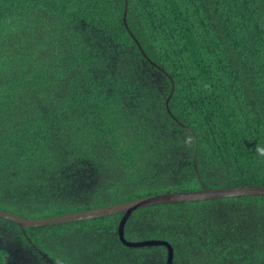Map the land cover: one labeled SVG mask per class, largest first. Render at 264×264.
<instances>
[{"label": "trees", "instance_id": "16d2710c", "mask_svg": "<svg viewBox=\"0 0 264 264\" xmlns=\"http://www.w3.org/2000/svg\"><path fill=\"white\" fill-rule=\"evenodd\" d=\"M125 3L0 0V208L39 218L161 192L264 185V0H128L126 22ZM78 21L133 49L164 77V111L190 141L186 156L172 161V168L167 162L165 172L156 171L157 163L144 170L137 134L131 141L120 134L113 98L93 76V49L74 29ZM52 23L58 33L37 34ZM70 30L72 62L64 64L67 70L61 66L62 71L53 72L47 61L50 39ZM75 107L87 110V119L70 115ZM107 160L115 169L109 182ZM232 202L264 205V196L136 209L125 236L168 240L175 251L173 264L181 252L198 255L196 264L240 263L237 257L242 248H253L254 234L250 225L233 221L227 212ZM123 215L24 230L0 221L15 225L45 264H52L46 255L56 264H127L146 247L167 250L163 245H125L118 233ZM199 216L203 227L196 221ZM206 223L221 236V246L214 234L203 235ZM70 237L80 244L76 249L66 241L60 245ZM80 249L88 261L78 263L74 253ZM4 254L0 252V264L6 263ZM57 255L66 262L60 263Z\"/></svg>", "mask_w": 264, "mask_h": 264}, {"label": "rangeland", "instance_id": "374dc122", "mask_svg": "<svg viewBox=\"0 0 264 264\" xmlns=\"http://www.w3.org/2000/svg\"><path fill=\"white\" fill-rule=\"evenodd\" d=\"M52 24V27H47L45 24L40 29L38 28L37 34L40 37L41 35L44 37L48 36L49 32L58 33V27L54 23ZM74 29L86 39L93 49V61L91 62L94 70L93 76L95 81L104 82L109 94L113 98L111 110L116 118V125L120 134L125 140L129 141L133 140L134 135L137 134L136 137L143 144L138 151V155L139 161L145 163L144 170L148 171L149 166L157 163L156 171L165 172L167 170H164V166L167 162L170 163L169 167L172 168V161H182L181 158L186 156L190 141L187 133L178 130L166 114V111H164V102L168 88L161 73L147 66L133 49L120 47L119 44L115 43L102 31H97L88 24L79 21L74 25ZM73 32L71 30L68 33L67 31H63V34H56V36L50 39L49 49L47 50V61L52 65L53 72L61 70V66L67 70V66L64 64L67 61L72 62L71 50L74 46H71L73 41L70 37L73 38ZM53 42L54 44L51 46ZM66 45H70V47L66 48ZM79 68L76 67L75 70L78 69L83 73L84 68ZM106 73L109 74L108 78L105 77ZM79 81L81 80L79 79ZM63 83L65 85L68 84L65 81L64 75ZM70 115H73L75 119L81 116H85L87 119L88 114L87 110L83 107H75L70 112ZM60 122L56 124L57 127L53 125L55 130L58 129ZM172 158L174 159L172 160ZM105 162V167L111 169H108L109 176L111 177V173L115 170L114 166L108 160ZM114 178L115 175L108 182ZM213 208L217 210V207L213 206ZM227 209V212L235 219L233 221H237L240 226L250 225L253 228L254 234L250 242L247 240V242L252 244L253 248L247 250L242 248L239 253L240 257H237L240 263L235 262L233 264H264V229L261 227L264 224V205H258L256 202H232L228 205ZM243 209L250 210V212ZM207 214L208 212L206 216L209 217ZM216 214L220 217L219 211ZM202 220H204L203 216L196 218V221H199L200 226L203 227ZM204 228L203 235L214 234V231L207 226V223ZM248 229L243 231H251V229ZM42 233L50 239L53 237L49 232L42 231ZM256 234H259V239L255 238ZM212 237L216 245H222L221 236L214 234ZM71 240V237L69 240L68 238L66 240L63 238V241H60V245L65 244L66 241V246L69 247L72 243ZM76 243H72L75 249L80 245ZM2 251L5 252V264H45L42 263L35 251L22 241L17 227L15 225H8L4 221H0V252ZM80 251L81 249L78 250L77 255L74 253L78 263L84 259V262L88 261V259L80 254ZM244 253H246L245 255L249 254L246 257L248 263L244 258ZM46 257L49 256L46 255ZM57 257L60 263L66 262L59 255ZM123 257L125 256L123 255ZM197 257L199 256L194 255L192 257L190 253L181 252L175 264H196L193 259ZM166 259L167 250L162 252L158 247H146L136 256V259H130V262H126L127 264H166ZM232 262L233 260L230 264Z\"/></svg>", "mask_w": 264, "mask_h": 264}, {"label": "water", "instance_id": "95a60500", "mask_svg": "<svg viewBox=\"0 0 264 264\" xmlns=\"http://www.w3.org/2000/svg\"><path fill=\"white\" fill-rule=\"evenodd\" d=\"M124 21L127 20L128 0H125ZM138 45L141 47L140 43ZM169 99H167L168 102ZM196 148L194 151V163L199 175L197 163H196ZM244 196H264V185H239L230 187H203L197 190L191 191H169L161 192L157 194L146 195L125 201L107 204L103 206H97L93 208L79 209L71 212H66L49 217H27L26 215H20L7 209L0 208V217L17 223L24 230L25 228L47 226L60 223L76 222L85 219H94L98 217L109 216L118 213H124L121 218L118 227L119 237L122 242L131 247H143L153 245H163L167 248V261L166 264L174 263V247L171 242L165 239H145V240H128L125 236V226L128 218L132 214L133 210L140 209L147 206H153L158 204H170V203H185V202H199L204 200L226 199L233 197ZM54 263L52 259L48 257Z\"/></svg>", "mask_w": 264, "mask_h": 264}, {"label": "clouds", "instance_id": "9594fccd", "mask_svg": "<svg viewBox=\"0 0 264 264\" xmlns=\"http://www.w3.org/2000/svg\"><path fill=\"white\" fill-rule=\"evenodd\" d=\"M261 155L264 156V150L261 151Z\"/></svg>", "mask_w": 264, "mask_h": 264}]
</instances>
